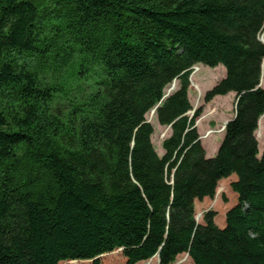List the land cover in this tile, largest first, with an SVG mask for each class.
Listing matches in <instances>:
<instances>
[{
  "label": "trees",
  "instance_id": "16d2710c",
  "mask_svg": "<svg viewBox=\"0 0 264 264\" xmlns=\"http://www.w3.org/2000/svg\"><path fill=\"white\" fill-rule=\"evenodd\" d=\"M263 35L264 0H0V264H264ZM196 65L226 69L206 104L238 99L212 158ZM234 174L226 226L198 224Z\"/></svg>",
  "mask_w": 264,
  "mask_h": 264
},
{
  "label": "rangeland",
  "instance_id": "374dc122",
  "mask_svg": "<svg viewBox=\"0 0 264 264\" xmlns=\"http://www.w3.org/2000/svg\"><path fill=\"white\" fill-rule=\"evenodd\" d=\"M204 66V65H203ZM202 65H198L200 68L196 70L198 72L194 77L200 78V81H197L193 78V74L191 76V85L189 89V99L191 105L193 106V113H190V116L195 115V113L202 109V115L197 121V128L201 138V142L206 150L207 157L212 158L215 157L218 147L223 139L224 131H219L222 127L225 126L226 122L234 118L235 116V108H236V96L228 95L227 97H216L209 104H206L204 98L206 93L211 89L221 78H223V72L226 71L225 67L220 65L217 68H211ZM194 72V70H193ZM263 73H264V63H263ZM262 73V87L264 88V74ZM69 80V79H68ZM169 90V89H168ZM176 90V89H175ZM168 92V91H167ZM196 111V112H195ZM148 120L155 127V133L152 137V142L160 156L164 155V149L162 147L163 141L169 137L171 134L170 127L161 126L154 117L149 114ZM203 119L202 124H200ZM263 119V118H262ZM261 119V120H262ZM259 121L258 131L256 132V138L259 143V152L262 155L264 150V119L261 122ZM208 132H212L213 134L208 140H203L202 136L206 135ZM236 181V177L233 176L227 180V186L219 185L216 191V195L218 198V206H214V199L212 200L211 210L217 211L220 218L223 214H226L234 205L237 204V198L234 197L233 192L230 189V185L232 181ZM225 191V194H224ZM211 204V202H210ZM209 204V205H210ZM208 203L200 202L196 208V219L199 223H204V214L203 217L197 218L198 212L208 209ZM183 257H180V259ZM102 264H126V259L124 258L122 251H116L111 254L103 255L101 258ZM148 263L157 264V258L152 259ZM63 264H68L63 263ZM78 264H93L92 261H81ZM184 264H191L190 259H188Z\"/></svg>",
  "mask_w": 264,
  "mask_h": 264
},
{
  "label": "crops",
  "instance_id": "0c3cea01",
  "mask_svg": "<svg viewBox=\"0 0 264 264\" xmlns=\"http://www.w3.org/2000/svg\"><path fill=\"white\" fill-rule=\"evenodd\" d=\"M204 67V66H203ZM223 74H224V76H225V71L223 72ZM195 79L197 80V81H200V78H196L195 77ZM231 94H233L232 96H236V94L235 93H230V94H228V95H231ZM228 95H226L225 97H227ZM219 98H222V97H224V96H218ZM233 176H235L236 177V180H237V175H232L231 177H233ZM231 177H229V178H226V179H223V180H221L220 182H219V185H223V186H227L226 184H227V180L228 179H230ZM233 181H235V180H233ZM232 181V182H233ZM228 185H230V189H231V184L229 183ZM231 191H232V189H231ZM233 192V191H232ZM224 194H225V191H224ZM233 195H234V197L236 196V198H238V195L236 194V193H234L233 192ZM212 201V199L211 198H205L203 201H196V208H197V206H198V204L200 203V202H203V203H208V205L210 204V202ZM216 203H217V205L219 204L218 203V198H217V196H216ZM228 212V211H227ZM227 212H226V214H227ZM226 214H223L220 218H218L219 217V215H217L216 216V218H215V223H216V225L219 227V228H224L225 226H226ZM182 256H184V254L183 255H180L177 259H179L180 257H182ZM190 263L191 264H193V262H192V260L190 259Z\"/></svg>",
  "mask_w": 264,
  "mask_h": 264
},
{
  "label": "water",
  "instance_id": "95a60500",
  "mask_svg": "<svg viewBox=\"0 0 264 264\" xmlns=\"http://www.w3.org/2000/svg\"><path fill=\"white\" fill-rule=\"evenodd\" d=\"M262 39H264V35H263V38H262ZM263 41H264V40H263ZM175 88H176V82H174V83L172 84V86L169 88V90H168V92H167L165 98L168 97V96L170 95V93H172V91L175 90ZM237 105H238V100H237V102H236V110H237ZM155 112H156V109L152 111L151 115L154 116V115H155ZM192 113H193V112H192ZM192 117H193V115L191 116V118H192ZM149 122H150V121H149ZM228 123H229V122H226V124H225V128H226V126H227ZM170 128H171V126H170ZM121 251H122V250H121ZM156 257L159 258V254L156 255ZM158 264H159V263H158Z\"/></svg>",
  "mask_w": 264,
  "mask_h": 264
},
{
  "label": "bare ground",
  "instance_id": "6f19581e",
  "mask_svg": "<svg viewBox=\"0 0 264 264\" xmlns=\"http://www.w3.org/2000/svg\"><path fill=\"white\" fill-rule=\"evenodd\" d=\"M264 63V62H263ZM264 74V73H263ZM264 119V117H262Z\"/></svg>",
  "mask_w": 264,
  "mask_h": 264
}]
</instances>
